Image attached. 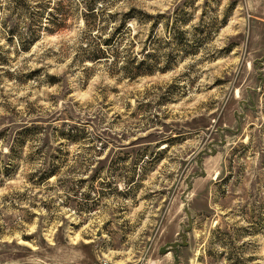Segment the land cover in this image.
<instances>
[{
	"label": "rangeland",
	"instance_id": "1",
	"mask_svg": "<svg viewBox=\"0 0 264 264\" xmlns=\"http://www.w3.org/2000/svg\"><path fill=\"white\" fill-rule=\"evenodd\" d=\"M16 1L0 264H264V0Z\"/></svg>",
	"mask_w": 264,
	"mask_h": 264
},
{
	"label": "trees",
	"instance_id": "2",
	"mask_svg": "<svg viewBox=\"0 0 264 264\" xmlns=\"http://www.w3.org/2000/svg\"><path fill=\"white\" fill-rule=\"evenodd\" d=\"M84 1H85V7H86L85 10L87 13L86 16L95 19L92 23L95 25L96 19H97V13L99 11L98 2L99 1L105 2V0H84ZM21 2L22 0H18L16 1V4L22 7V5L20 4ZM91 28L94 29L95 26H92ZM12 31H16V27H14ZM13 35L15 36V34ZM23 48H25L24 45H23Z\"/></svg>",
	"mask_w": 264,
	"mask_h": 264
}]
</instances>
